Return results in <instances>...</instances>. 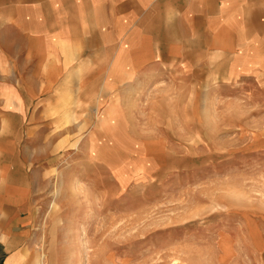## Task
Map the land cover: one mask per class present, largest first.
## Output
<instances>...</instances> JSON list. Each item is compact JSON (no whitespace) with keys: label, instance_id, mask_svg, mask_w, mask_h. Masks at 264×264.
<instances>
[{"label":"rangeland","instance_id":"1","mask_svg":"<svg viewBox=\"0 0 264 264\" xmlns=\"http://www.w3.org/2000/svg\"><path fill=\"white\" fill-rule=\"evenodd\" d=\"M172 76L132 81L122 111L101 85L76 95L69 81L57 104L34 101L36 126L4 129L34 173L31 243L19 248L53 264H251L264 224V79Z\"/></svg>","mask_w":264,"mask_h":264},{"label":"crops","instance_id":"2","mask_svg":"<svg viewBox=\"0 0 264 264\" xmlns=\"http://www.w3.org/2000/svg\"><path fill=\"white\" fill-rule=\"evenodd\" d=\"M171 75L263 80L264 0H0L1 264L31 243L25 227L34 221V173L23 166L18 136L4 129L36 126L34 101L57 104L69 81L76 95L101 85L120 108L132 81ZM261 228L251 264H264Z\"/></svg>","mask_w":264,"mask_h":264},{"label":"bare ground","instance_id":"3","mask_svg":"<svg viewBox=\"0 0 264 264\" xmlns=\"http://www.w3.org/2000/svg\"><path fill=\"white\" fill-rule=\"evenodd\" d=\"M55 209V206H53ZM38 249H29L27 247L18 248L13 255L9 257L11 264H53L51 255L40 253Z\"/></svg>","mask_w":264,"mask_h":264}]
</instances>
